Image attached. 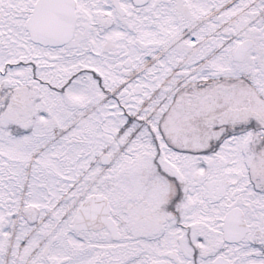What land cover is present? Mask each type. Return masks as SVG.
<instances>
[{"label": "snow or ice", "instance_id": "6c2138e0", "mask_svg": "<svg viewBox=\"0 0 264 264\" xmlns=\"http://www.w3.org/2000/svg\"><path fill=\"white\" fill-rule=\"evenodd\" d=\"M0 264H264V0H0Z\"/></svg>", "mask_w": 264, "mask_h": 264}]
</instances>
